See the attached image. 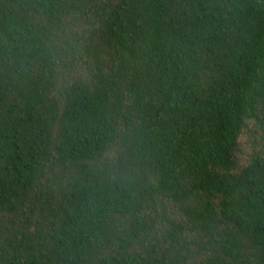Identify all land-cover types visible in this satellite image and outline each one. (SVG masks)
<instances>
[{
	"label": "trees",
	"instance_id": "1",
	"mask_svg": "<svg viewBox=\"0 0 264 264\" xmlns=\"http://www.w3.org/2000/svg\"><path fill=\"white\" fill-rule=\"evenodd\" d=\"M0 264H264V0H0Z\"/></svg>",
	"mask_w": 264,
	"mask_h": 264
}]
</instances>
